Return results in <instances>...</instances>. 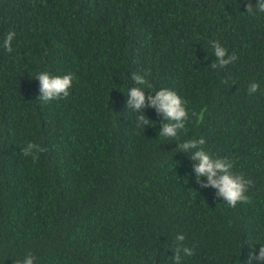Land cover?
I'll return each mask as SVG.
<instances>
[{
	"label": "trees",
	"instance_id": "obj_1",
	"mask_svg": "<svg viewBox=\"0 0 264 264\" xmlns=\"http://www.w3.org/2000/svg\"><path fill=\"white\" fill-rule=\"evenodd\" d=\"M257 3L0 0V264L29 254L33 264H175L182 245L193 255L181 251L180 264H255L249 253L264 244ZM213 40L225 60L237 59L213 68ZM40 72L72 73L69 95L38 100ZM133 87L145 94L139 113L127 108ZM162 88L189 114L176 137L160 136L169 121L148 103ZM201 137L203 145L178 150ZM29 142L45 149L35 160L23 154ZM202 148L252 181L250 203L230 207L207 175L197 181L192 155Z\"/></svg>",
	"mask_w": 264,
	"mask_h": 264
},
{
	"label": "clouds",
	"instance_id": "obj_2",
	"mask_svg": "<svg viewBox=\"0 0 264 264\" xmlns=\"http://www.w3.org/2000/svg\"><path fill=\"white\" fill-rule=\"evenodd\" d=\"M257 8L259 11L264 12V0H258ZM252 5L247 6V11L252 12ZM15 32L13 30L8 31L4 41L3 47L6 51L11 52L12 46L11 41L14 39ZM214 45L215 55L218 57V63L213 64L212 67H223L226 64L232 63L237 59L235 55L229 56L228 60L224 59L226 54V49L221 46L218 41H211ZM40 84V96L38 100L42 102H49L51 100L59 99L62 97H67L69 95V88L72 85L73 74L67 73L64 75H50L48 72H40L37 76ZM132 79H134L139 85H146L151 87L150 84H147L144 76L137 75L133 72ZM259 84L253 81L248 86V94L251 95L257 91ZM129 99L127 100V108L132 109L134 112L139 113V109L145 106V94L141 87H133L128 90ZM148 103L151 106L156 107L157 112H162L167 118L169 123L164 124V127L160 131V136L163 137H176L178 129L185 128V122L189 119V114L184 106V101L174 90L162 88L156 91L155 96L148 97ZM199 122L202 117L193 113ZM174 122V123H173ZM137 123L139 125L149 124V120L146 119L144 115L139 114L137 118ZM205 140L203 137L199 141L195 139L187 140L183 145L180 146V149L187 151L189 148H196L197 144L203 145ZM45 149L41 148L35 143L29 142L26 147L23 149V154L25 156L33 155L34 151H44ZM33 155V160L37 159ZM193 160H198L199 163L194 165L196 172V179L199 181L200 176L207 175L208 183L219 190V195L223 197V200L227 202L228 206L235 207L238 202H247L250 203L249 197L246 195V191L249 185H251V180H246L242 175H237L231 171L232 164L229 160L222 159H213V156L206 152L203 148L197 150L192 155ZM218 173H221L218 175ZM184 235H179L176 237V240L184 241ZM181 251L185 256H192L193 249L185 245L175 247V257H173L175 264H180L181 261ZM35 257L31 254L27 255L23 260L16 259L13 261V264H33ZM249 261H255V264H264V244L261 245L258 255L255 252V249L249 253Z\"/></svg>",
	"mask_w": 264,
	"mask_h": 264
}]
</instances>
